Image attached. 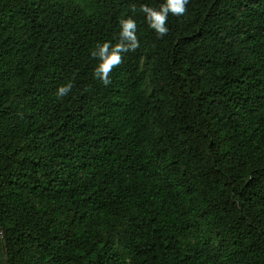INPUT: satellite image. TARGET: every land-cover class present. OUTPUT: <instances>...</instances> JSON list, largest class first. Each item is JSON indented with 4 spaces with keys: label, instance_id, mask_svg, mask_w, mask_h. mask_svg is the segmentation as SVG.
Listing matches in <instances>:
<instances>
[{
    "label": "trees",
    "instance_id": "1",
    "mask_svg": "<svg viewBox=\"0 0 264 264\" xmlns=\"http://www.w3.org/2000/svg\"><path fill=\"white\" fill-rule=\"evenodd\" d=\"M164 2L0 0V264H264V0Z\"/></svg>",
    "mask_w": 264,
    "mask_h": 264
},
{
    "label": "clouds",
    "instance_id": "2",
    "mask_svg": "<svg viewBox=\"0 0 264 264\" xmlns=\"http://www.w3.org/2000/svg\"><path fill=\"white\" fill-rule=\"evenodd\" d=\"M191 0H165L159 9H154L147 5L141 7L145 13L149 27L155 31L157 37L162 39L169 32L168 19L169 15L183 17L187 13V6ZM120 39L121 42L113 45L111 42L98 44L91 52L93 59L99 63L95 67L93 76L95 79L108 86L112 83L111 74L113 70L123 63L124 56L129 52H135L140 46L137 38V25L134 20L121 19L120 21ZM73 89L71 83L61 85L55 92L57 98L67 97Z\"/></svg>",
    "mask_w": 264,
    "mask_h": 264
}]
</instances>
